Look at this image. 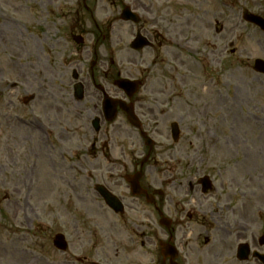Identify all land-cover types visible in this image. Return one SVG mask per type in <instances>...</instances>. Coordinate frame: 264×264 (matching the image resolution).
I'll return each instance as SVG.
<instances>
[{
	"label": "rangeland",
	"instance_id": "374dc122",
	"mask_svg": "<svg viewBox=\"0 0 264 264\" xmlns=\"http://www.w3.org/2000/svg\"><path fill=\"white\" fill-rule=\"evenodd\" d=\"M70 1L0 0V264H73L71 260L87 253L115 264H144L146 249L139 246L143 232L125 217L100 211L93 185L115 180L99 169L107 161L123 163V149L144 157L147 148L120 118L101 126L97 135L87 124L98 94L88 83L86 60L79 56L80 62L67 67L65 76L59 57L77 59L61 40L67 20L48 19L46 14L56 2L64 6ZM88 3L101 32L113 24L112 34H105L104 43L99 41L103 44L99 60L116 64L141 59L145 63H139L152 71L145 73L148 80L136 94V99L152 104L147 125L143 124L155 142L145 167L147 181L153 188L167 186L171 194L174 187L168 170L177 168V176L207 175L212 180L215 191L207 197L188 193L189 186L181 181L185 188L181 195L188 201L185 210L217 212L215 224L205 221L206 230L189 226L198 243L193 244V257L202 255L199 250L204 252L207 235L209 253L233 246L241 234L248 242L264 235V76L252 70L254 60L264 61V33L242 19L246 13L264 19V0ZM122 6L135 11L140 23L114 22ZM137 32H156L163 38L154 34L151 49L131 52V36ZM158 41L163 42L161 48ZM42 68L50 74L42 73ZM70 68L81 71L85 98L80 103L71 97ZM30 95L34 100L23 105L24 96ZM172 122L179 126L178 143L170 138ZM95 139L96 152L103 151L101 143H108L104 158L93 153ZM127 193L120 187L129 205L144 209L141 202L132 204ZM220 208L241 212L247 230L232 225L226 213H218ZM126 219L138 223L130 212ZM151 229L153 239L160 240L156 214ZM57 233L65 236L73 250L62 254L53 249L51 240ZM152 256H157L156 245ZM88 261L101 263L95 256ZM227 261L224 264H236ZM243 264L256 263L250 259Z\"/></svg>",
	"mask_w": 264,
	"mask_h": 264
},
{
	"label": "flooded vegetation",
	"instance_id": "af4514ba",
	"mask_svg": "<svg viewBox=\"0 0 264 264\" xmlns=\"http://www.w3.org/2000/svg\"><path fill=\"white\" fill-rule=\"evenodd\" d=\"M57 6V5H56ZM59 7V5H58ZM78 7V6H77ZM73 11L72 14L69 15V31L70 35H76V36H88L90 35L92 38V41L95 43V47L92 50V54L94 56V61L91 63L92 67H90V76L88 78V83L91 81L92 86H94L96 93L98 94V103L102 100V97L104 95H108L111 98L114 99H124V96L121 94L120 91H118L116 88L113 87V82L116 79H119L122 74L128 76L131 79H134L132 77L131 72L129 69L125 66H123V62L119 61L118 63L110 62L108 66L105 65V61L99 60L98 51L101 49L100 46H98V39L97 34L95 31L88 32L89 28V21L87 17V13L83 12L82 8H77ZM95 29H99V27L95 24ZM94 32V33H92ZM99 32V31H97ZM104 39V38H103ZM150 43H153L152 38H149ZM80 57H84L85 60L87 57L85 55L90 54V51L88 48H84L83 46L77 53ZM79 60H75L73 62H70L69 65H76L79 63ZM48 69V67H47ZM42 70L45 72V75L50 74V71L47 72L45 68H42ZM49 70V69H48ZM75 72L77 68L73 69ZM81 73V71H79ZM140 76V75H139ZM98 82L101 83V86L98 84ZM99 85V86H98ZM97 103V104H98ZM129 103L132 105L134 113L140 117L144 118L146 117V106L139 101L135 99H130ZM96 106V107H95ZM93 106L94 111H96V108L98 105ZM119 111L117 115H119ZM132 166V173L137 168V163L131 164ZM143 168H140V171L143 172ZM143 177V175H142ZM141 184V181H140ZM161 195V210L162 212L167 216L169 219L168 227L164 228L162 230L163 235V245H165L167 248H174L177 253L174 256V259L171 260L170 256V249H165L163 254H161V258L156 261L155 264H199L197 259H194L193 252L194 249L192 247V244H185L184 243V235L181 232V229L183 225L185 224L184 218L187 220L188 225L191 223L194 224H201L198 219L201 217H194L191 213L184 214L183 210L179 208V202L173 200L170 202V198L168 197L167 193L165 191H162ZM172 205V210L170 209V206ZM180 210V211H179ZM201 214L205 216L204 218H207L209 221L214 222V216L212 213L207 215L208 213L206 211H201ZM229 222L234 225L237 223L240 224H246V217L241 214V212L233 213L230 212L228 216ZM145 220L149 219V217H144ZM217 219V218H216ZM146 227V226H145ZM138 230L141 229V225L135 226ZM144 236V241L140 238V244L141 247L145 246V249L148 250L146 253V262L145 264H154L153 258L151 254V247H152V235H151V229L147 228V230L142 234ZM244 237H241L242 241ZM187 248V252L184 253L185 249ZM233 246L224 245L221 250L209 253L204 257L203 264H220L222 260L226 256H231L232 254ZM180 252H183L184 254L181 255ZM107 264H115V262L107 261ZM135 264V263H131ZM139 264H141L139 262Z\"/></svg>",
	"mask_w": 264,
	"mask_h": 264
},
{
	"label": "water",
	"instance_id": "95a60500",
	"mask_svg": "<svg viewBox=\"0 0 264 264\" xmlns=\"http://www.w3.org/2000/svg\"><path fill=\"white\" fill-rule=\"evenodd\" d=\"M247 21L249 22H252V23H255L256 25H258L262 30H264V23L256 18V17H253V16H247L246 17ZM256 72H259V73H262L264 74V62L260 61V60H256L255 63H254V68H253ZM105 197V196H104ZM106 198V197H105ZM110 204V202H109ZM111 205V204H110ZM55 246L59 249H64L65 248V245L63 244L62 242V238L60 237H57L56 238V241H55Z\"/></svg>",
	"mask_w": 264,
	"mask_h": 264
},
{
	"label": "bare ground",
	"instance_id": "6f19581e",
	"mask_svg": "<svg viewBox=\"0 0 264 264\" xmlns=\"http://www.w3.org/2000/svg\"><path fill=\"white\" fill-rule=\"evenodd\" d=\"M188 42H191V41H193V39H189V40H187Z\"/></svg>",
	"mask_w": 264,
	"mask_h": 264
}]
</instances>
